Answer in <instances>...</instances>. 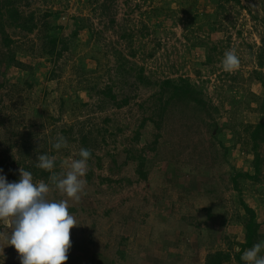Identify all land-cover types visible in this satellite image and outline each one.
Masks as SVG:
<instances>
[{"label": "rangeland", "instance_id": "obj_1", "mask_svg": "<svg viewBox=\"0 0 264 264\" xmlns=\"http://www.w3.org/2000/svg\"><path fill=\"white\" fill-rule=\"evenodd\" d=\"M7 1L16 23L33 16L32 32L12 24ZM263 19L260 0H0V59L14 58L0 63V175L19 180L23 146L50 151L69 128L61 164L76 159L82 135L94 150L81 199L69 200L77 227L66 264H204L240 250L241 203L264 241V141H249L264 124ZM49 35L68 47L55 62ZM229 49L241 61L233 72L221 65ZM110 86L115 102L98 93ZM0 264H20L3 238Z\"/></svg>", "mask_w": 264, "mask_h": 264}, {"label": "clouds", "instance_id": "obj_2", "mask_svg": "<svg viewBox=\"0 0 264 264\" xmlns=\"http://www.w3.org/2000/svg\"><path fill=\"white\" fill-rule=\"evenodd\" d=\"M240 64L235 49L224 52L221 65L225 72L238 70ZM52 147L57 151L67 148L66 137L58 133ZM78 155L79 159L63 162L60 167L64 170L59 172L54 170L56 156L39 155L36 167L50 173L47 182H34L32 173L22 167L18 181L8 182L0 175V238L15 249L20 264H66L72 247L70 231L77 227L76 217L69 212V200L81 199L92 153L81 148ZM53 191L65 198H50ZM262 250L264 241L245 250L241 260L245 264H264Z\"/></svg>", "mask_w": 264, "mask_h": 264}, {"label": "trees", "instance_id": "obj_3", "mask_svg": "<svg viewBox=\"0 0 264 264\" xmlns=\"http://www.w3.org/2000/svg\"><path fill=\"white\" fill-rule=\"evenodd\" d=\"M260 1H261V4L264 5V0H260ZM3 8L5 9L6 13L8 14V16L10 17V19L12 21V24L15 27L23 30L24 32H32L34 30L35 26L32 24V20H33L32 15H29L27 17L28 19L25 21V23L24 22L23 23H16L17 19L19 20V13H18V10L16 9L15 4L13 5V3H11L10 1H7V2H5V5L3 6ZM263 26H264V19H263ZM3 41H5V44L7 46L10 43V40L7 37L3 38ZM46 43L49 47L47 55L50 56L51 59H53L52 60L53 62L57 61V59L61 57L62 52L68 49V47L65 43H63V42L60 43L59 39L53 35L47 36ZM46 43H44V44H46ZM59 44H62L61 49H58ZM260 45H261L260 57H262V54L264 53V35H263V37L260 38ZM0 63L1 64L3 63V65H5V63L12 65V64H14V58L12 55H9L8 57L3 58V60L0 59ZM259 64H261V63H259ZM138 78L140 80L143 79L141 77V75ZM169 85H171V84L168 80L164 81L163 87H161V89H160V91H161L160 94H162V92L164 93L165 91H167ZM173 89H174L173 92L179 91L181 93V95H180L181 97H189L190 100H193L189 89H186L184 86H181V87L174 86ZM98 93L103 96V99H108L111 102H115L116 96L114 94H112V87L111 86L105 87V89H101L100 91H98ZM174 95H175V93H173L169 98H172ZM160 101H162L161 96H160L158 102H160ZM126 102H127V99L123 101V104H126ZM117 106H121V105L118 104ZM250 129H251V131L249 133L250 144H252L254 149H257V145L264 141V124L258 123L255 126L251 127ZM62 132H63L64 137L67 136L66 139H68V145H72L74 143V140H75V139H72L73 128L62 130ZM137 136H138V133H136V137ZM78 141H79V146H78L79 149L77 150L76 159H79L78 153H79V150L81 148L91 150V153H92L91 158H92L94 156V150H93V147H91V145L89 144L87 137L82 135L80 137V139H78ZM48 149H50V151H47L46 148H44L43 151H38L35 148H33L31 145L23 146V148H22L23 151L21 153V160L18 162L17 166L22 167L26 171L31 172L33 175L34 182L39 181V180H44L45 182H47L50 173L47 171H44L42 169L37 168L36 167V164H37L36 160H34V162H30V161H27V159H29L32 154H34V159H36V154H38V156L41 154H47L49 156H54L56 150L53 149L52 143L49 145ZM69 149H70L69 146L67 148L60 149L59 150L60 156L66 157L68 152H69ZM61 157L56 158V167L54 170L57 172L60 171L59 167L61 165ZM90 160L88 162H90ZM137 161H138V169L136 170V173L139 176V178L145 180L147 173L149 171V170H147L148 167L146 166L147 160L145 159V157L140 156L137 158ZM142 168H144L146 171L143 172ZM255 172H257V173L259 172L257 161L255 162ZM90 174H91V172H90ZM8 176L9 177L11 176L13 178V180L18 181L17 173H13V172H12V174L8 173ZM237 176H240V175H237ZM243 176L244 175H241L240 177L244 178ZM245 177L247 179H251V180H254L255 178L257 179V175H255V177L245 175ZM87 179H90V175L87 176ZM101 182H104V181L101 180ZM241 206H242L243 211L247 215V220L245 222H243V228L245 231V241L239 245L240 250L238 252H232L229 250H226V251L218 250V251L210 252L206 255L205 260H204V264H230L231 261L235 262L236 264H245V262L241 260L242 253L244 252L245 249H250L251 247H253V245H255L257 242L260 241V235L258 233L260 225L257 222H255L254 210L251 209L246 204L241 203ZM69 212H74V210H71V211L69 210ZM229 246L231 247V245H229Z\"/></svg>", "mask_w": 264, "mask_h": 264}, {"label": "crops", "instance_id": "obj_4", "mask_svg": "<svg viewBox=\"0 0 264 264\" xmlns=\"http://www.w3.org/2000/svg\"><path fill=\"white\" fill-rule=\"evenodd\" d=\"M256 214V213H255ZM255 220H257V217H256V219ZM255 222H257V221H255Z\"/></svg>", "mask_w": 264, "mask_h": 264}]
</instances>
